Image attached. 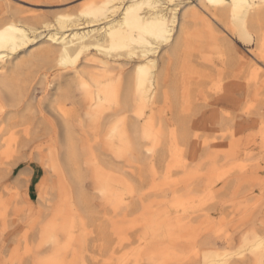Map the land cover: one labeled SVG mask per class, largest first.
<instances>
[{"label":"rangeland","instance_id":"obj_1","mask_svg":"<svg viewBox=\"0 0 264 264\" xmlns=\"http://www.w3.org/2000/svg\"><path fill=\"white\" fill-rule=\"evenodd\" d=\"M102 1L0 0V20L44 34ZM182 1L147 97L136 55L63 65L36 38L0 58V264H264V46L223 5Z\"/></svg>","mask_w":264,"mask_h":264},{"label":"bare ground","instance_id":"obj_2","mask_svg":"<svg viewBox=\"0 0 264 264\" xmlns=\"http://www.w3.org/2000/svg\"><path fill=\"white\" fill-rule=\"evenodd\" d=\"M204 1L215 6L223 5L224 8L220 10L221 18L225 17L226 9L230 10L236 33L242 42L249 43L254 39L260 48L264 46V30L258 27L256 23L258 21L259 5L264 4V0ZM182 2V0H130V2L129 0H104L93 10L95 13L104 10L105 13L103 14L96 15L93 11L81 12L79 16L57 14L54 21L44 20L42 27L47 30L44 34L42 31H36V28H27L19 22L0 20V58L8 54H19L36 38L54 43V45H50L52 44L50 42L44 50L46 52H56L59 64L63 65L73 63L80 54L89 49L105 51L106 54L100 57L90 55V57H86L84 55L86 63L90 62L92 64L93 62L98 65H105L109 61L112 65V62H115L121 56H132L133 58L136 55L140 59L136 62L134 68L135 89L136 91L139 90V93L146 94H142V97H147L149 92L154 93L156 91L159 81L155 70H152L157 61L155 57H152V53L155 52L161 42L166 43L169 41L168 54L172 55L184 41L183 34L186 27L184 21L187 12H192L191 9L185 8L182 10L183 14L181 12V15H183V18L181 16L182 19L178 21V33L175 37L172 33V26L175 22L174 13L178 4ZM115 15L117 16L115 17ZM127 26H130L132 30L137 29V34L128 32L125 28ZM250 27L253 30L259 29H257L256 37L250 32ZM49 30L53 31L49 32ZM255 55L261 59L264 57L260 53ZM86 66L88 65H81L79 69L75 68L73 71L74 76H80ZM99 92L101 93V91Z\"/></svg>","mask_w":264,"mask_h":264}]
</instances>
